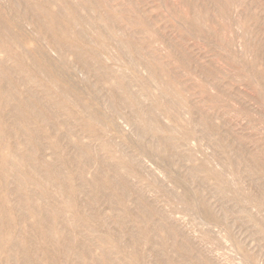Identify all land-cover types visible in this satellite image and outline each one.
<instances>
[{
    "label": "rangeland",
    "instance_id": "1",
    "mask_svg": "<svg viewBox=\"0 0 264 264\" xmlns=\"http://www.w3.org/2000/svg\"><path fill=\"white\" fill-rule=\"evenodd\" d=\"M108 1L113 4H118V7L124 9L122 11H124L123 14L126 17L135 14L145 16L143 19L147 21L148 29L144 31L143 34L145 33L146 35L134 33L132 29H128L127 25H125V21H123L121 26L126 35L132 36L136 40L146 36L147 38L148 36H153L154 38L159 36V39L157 38L156 40L157 42H154L156 48L154 54L159 58L158 60H160V63L158 64L159 66L156 65L157 67H154L155 73H153V76L149 74L150 72L143 63V60L137 65L132 64L130 60L132 56L128 54L125 55L122 50L120 51L119 49L121 48L118 47L116 41H111L105 32L102 33L106 36L105 38L98 32H91L92 29L90 30L87 24H82L81 26L87 33V41L91 38L93 39V41L90 40L93 46L100 45V43L104 42L107 43L110 48L102 51L104 53L101 64L104 67L102 66L100 70H87L75 62H72L74 64L68 63L65 66L59 51L47 46L46 40L43 41V39H40L37 31L34 30L32 25L27 23L23 25V33L26 34L25 32H27L30 36L32 35L31 37L27 35L29 39L32 40V42L30 41L32 44H41L40 46L45 47L51 61H54L57 65L59 64L58 66L61 67V65L64 64L61 67L62 71H60V74L61 79H66V82L63 80L60 81L71 90V96L65 101L66 106L84 119L87 115L80 112L82 108L75 102L78 98H82L84 101L87 100L86 102L90 104V106H95L96 110L99 112L101 110V113H104L105 124L102 126L94 125L95 130L93 134L79 127L75 129L76 133L82 139L81 141L83 144L87 142V144H90L91 148H94H92L91 152L93 160H96L97 157L102 155L103 163H99L100 165L98 167L101 166L100 168L104 171L105 175L111 172V162L106 160L107 154L99 147L98 139L108 140V138H110L108 141L114 142L110 143L111 146L114 147H112L113 150H117L115 146L118 147V150L120 148L119 146H121L122 148H120V150L124 149L128 153L130 152V155H136L137 149H139L141 153L138 152L137 155L134 156H138L137 158L140 160L138 171L141 174V178L130 177L128 180L134 188L137 190L141 189L140 191L142 192L145 203H149L159 213L161 212L165 215L166 219L163 220V222H165L166 227H172V229L176 230V235L173 239L176 241H180L181 239L182 242L187 243V245L192 248L189 251L191 260L203 261L206 264H264V204L260 206L258 203L259 201L264 202V0ZM226 3L229 11L227 14L228 16H222L219 13V7ZM0 6L12 20L14 18L16 19L15 15H13V17L11 16L13 13L10 12L8 8L7 0H0ZM197 12L202 16H200L201 19L198 27L200 30L196 32L192 30V28H188L187 23L192 14ZM225 17H228L227 19L229 21L225 19ZM15 19L13 21H17ZM202 21H204V23L207 21L208 23L206 22L204 24ZM98 29H100L99 25L97 26V30ZM97 34L99 36H97ZM154 35L158 36L156 37ZM98 40H100V43ZM158 41H160V44ZM94 42H96L97 45ZM87 43L89 44V42ZM156 43H158V46ZM107 52L109 54H107ZM1 53L0 58L7 60L10 64L13 63V59L16 58L12 57L11 60H9V57H6L7 55L5 53ZM253 59L257 61L260 60L261 63L259 61V64L255 60L253 61ZM253 63H255L256 69ZM161 65L168 68L165 70ZM63 66H65L64 69ZM66 68H69L67 72L64 71ZM158 69L163 70L160 72ZM158 73H160V75ZM103 74H109L112 77V80H110L112 84L109 81L101 82V75ZM118 74L120 76L121 74L124 75V78L121 76L117 80ZM153 77L156 78L154 79ZM253 77L257 78V80ZM150 78L152 80H150ZM157 78L159 81H156ZM170 78H172V80ZM162 80H167V82ZM177 80H181V83L179 82L178 84ZM37 81L41 83L46 81L45 83H48L42 76H39ZM37 81L32 82L27 87L20 86L21 91L33 89L41 94L43 88L37 84ZM115 82L123 86L130 85L131 91L133 93L135 92L136 95L142 99L144 106L154 102L157 104V109H159L157 112L162 113H158L159 119L157 122L160 132L170 135L177 141L178 148L172 149L169 152L172 156L169 157V155L166 154L165 156L156 155V153L154 154L147 149L148 142H150V140L154 141L155 139L150 133L145 134L143 137L138 135L136 125L139 124V119L134 117L131 108L124 106L110 108L108 106V98L111 91H114L113 88L117 89L118 95L119 93L122 96L123 94L124 96L126 95L125 91L116 88L119 84ZM163 83L171 86L175 85L173 87H175L174 90L177 92H165L166 85ZM171 83L174 84L172 85ZM51 86L52 85H49L54 96L58 95L60 97V91L54 89L56 87L52 86V88ZM165 93L168 95L164 96ZM176 93L181 94L182 98L180 97L181 95ZM145 94L147 97H143ZM146 98L149 100H146ZM171 98H175L178 102L180 101L179 103L182 106H178V109L181 111L179 110L175 113L179 116V119L173 114L175 112L174 110L164 109L165 103L176 101L175 99L171 100ZM118 108L119 110H117ZM110 109L113 110L111 111ZM51 110H47V116L54 120L56 124H59L60 120L62 121V119H65L64 116L58 114L57 109ZM113 111H116L118 114ZM171 111H173V113ZM133 118H135V121ZM136 120H138V122ZM189 128H191V130ZM185 130L191 132L189 134L190 138H182V132L184 133ZM53 131L54 130H52L50 134L48 133V135H45L47 138L43 146L48 149H43L44 151H41V155L45 152L46 155L43 154V157H47H44V159L54 161L56 166H61L68 176L74 177L72 174L74 166L69 163L68 159L73 156V154L78 157L76 154L78 152V150H76L77 144L74 141L71 142L72 139H69L71 136L64 131V128L60 129L59 132ZM216 132H218L221 137H219ZM52 134H56L62 143L61 150L58 149L57 154L49 144V138ZM62 134L64 135L62 136ZM15 140L17 139L6 138L3 142L10 144ZM215 142H218L220 145ZM140 143H142V146H140ZM74 144L76 146H74ZM217 145L219 147L221 146L223 150L217 147ZM235 146L238 150L234 149L236 148ZM144 147L146 149H144ZM144 150L148 152H144ZM119 153L120 152L117 154ZM145 153L148 155H145ZM58 154L60 160L55 158ZM139 154H143V157H141V155L139 156ZM227 160L228 162H226ZM80 161H82L81 157ZM252 161L255 162L253 163ZM247 162L250 163V168H248ZM93 165H95L93 166L95 168L91 167L89 170L91 172L97 169V162H94ZM229 165H231V167ZM195 167H201V170L194 171L193 168ZM24 168L26 170L29 169L26 166ZM245 168H247V170L250 169L251 173ZM252 174L255 175L253 176ZM207 176L209 178H207ZM256 176L263 177L259 178ZM38 178L40 177L37 176V179ZM133 178L134 180H132ZM71 182L77 185L80 184V180L77 178H72ZM178 185L182 186L179 187ZM220 185H225L224 187L227 189L226 194H220ZM50 187L49 192L52 194L48 199L50 204L52 203L54 206H60L63 197L56 193L53 186ZM32 189H34L33 185L29 190ZM84 189V191H80L81 194L79 192L76 195L78 210L81 213H85L86 211L91 212L96 214V216L99 214L98 220L101 222H103L101 217H104L103 225H96L95 233L92 235H97L101 232H109L115 245V247H112L113 249L111 248L113 255L117 258H122V260L127 259V261H131V259H128L131 256V248L127 246L128 237L123 233L124 227L116 224L114 220L112 221L113 218L111 216H123L122 218L127 228L129 229L130 227V229L137 230V232L138 230L143 231L144 228L145 230H147L146 228L149 229L152 221H147V223L138 222L134 214H123L124 210H121L124 207L123 205L108 203L106 197L100 198L94 206H91L87 202V192L89 193V188L86 187ZM184 189L189 191L191 199L207 202L214 212L223 218H220V220L216 219V221L213 218H208L205 214L197 210H186L185 207L187 208V203L182 201L180 196H178ZM135 193L136 190L132 187L128 193L127 202L130 209L134 208L136 204L132 201L136 197ZM239 193L240 196L238 195ZM176 195L178 197H176ZM245 195L249 197L247 198ZM12 201L13 199L8 202V207L13 205ZM42 203L44 204L45 202L38 199L37 204L39 207H42L40 206ZM110 205L111 207H109ZM112 206H114V208H112ZM118 214L122 215L119 216ZM160 214H155L153 217L161 219L160 216L162 215ZM81 217L85 216L82 214ZM14 222L17 223L16 220H14ZM63 223H65L64 219L60 221L59 227L63 226ZM22 225L17 224L15 226V233L18 234L21 230H28L27 225ZM20 226L21 229L19 228ZM96 230H98V232H96ZM181 234L183 235L181 236ZM142 243L145 244L140 245V250L144 253V256H142L140 264H154L157 254L155 251L160 252L159 243L156 242L155 238L151 241L143 240ZM36 244L42 246L39 240H36ZM88 244L95 245L94 240L89 241ZM6 245H8V243ZM51 252L61 264H72L68 258L65 259L66 261H63L62 259L65 257L63 258L57 252ZM162 255L164 258H174L176 261L183 263V259L181 257L179 258L170 244H168L166 251L163 252ZM3 256L4 253H1L0 257Z\"/></svg>",
    "mask_w": 264,
    "mask_h": 264
},
{
    "label": "bare ground",
    "instance_id": "2",
    "mask_svg": "<svg viewBox=\"0 0 264 264\" xmlns=\"http://www.w3.org/2000/svg\"><path fill=\"white\" fill-rule=\"evenodd\" d=\"M7 1H8V8L10 12L13 13L11 16L13 17V15H15L16 19L15 18L14 19L17 21H13L14 19L12 20L3 11V9L0 6V53L1 52H3L1 54L5 53L7 55L6 57H9V60H11L12 57H16L13 59V63L11 64L8 63L7 60L0 58V149H1L0 150V256L1 253H4V256L0 257V264H61L58 261V259L52 255L51 251H53V253L57 252L63 258L65 257L64 259H62L63 261L68 258V260H70L72 264H140L141 258L142 256H144V253L140 250V245L145 244L142 243L143 240L151 241L154 238L156 239V242L159 243V247H160L159 250L160 252L155 251L157 252V254L154 260V264H206L203 261L191 260L189 251L192 248H190V246L187 245V243L182 242L181 239L180 241H176L173 239V237L175 238L176 230L172 229V227L170 228L166 227L165 222H163V220L166 219L165 215H163L161 212L160 214L149 203H145L142 192L140 191L141 189L137 190L136 188H134V186H132V184H130L128 178L130 177L141 178L140 176L141 174L138 171V167H140V160L137 158L138 156L135 157L138 152L141 153L139 149H137L136 155L134 154L135 156L130 155L129 154L130 152L128 153L124 149H123L124 151L122 149L121 151L120 148L122 147L119 145H117L120 147L119 150L118 147L116 146L115 149L117 148V150H113L114 147L111 146L110 143H114V142L112 141L109 142L108 140L110 138H108V140L97 138L99 147L103 149V151H105L107 154L106 160L107 161L109 160V162H111V164L109 163L111 165L110 167L111 172L110 174L105 175L104 171L101 170L100 168L101 166L98 167L101 163H103V159L101 157L102 155L101 156L98 155L101 158L97 157L96 160H93V157L91 155L93 147L91 148L90 144H87V142L85 143L86 145L83 144V142L81 141L82 139L78 136L75 130L76 128L78 129L79 127L82 128L84 131L93 134L95 130L94 125L102 126L105 124L104 122L105 116L103 115L104 113L103 112L101 113V110L100 112L96 110L95 106L94 107L90 106V104L86 102L87 100L84 101L82 98H78V100L76 101L74 100V101L77 102V105L80 108H82L80 112L81 113L83 112L84 114L87 115V117H84L83 119V117L81 118L80 116H78V114H75V112L72 111L65 104L66 99H68L69 96H71V90L66 85L64 86V84L60 81L63 80L61 79V74H60V71H62L61 70L62 65L65 64L66 66L68 63L75 62L79 64V66L87 70H93V71L100 70L103 66L101 64V61L104 52L102 51L109 48L107 43L104 42L100 43V40H98L100 43V45L98 44L99 46L97 45L98 41L97 43L94 42L96 43L97 46H93L92 45L93 43L91 44L93 39L91 38L89 39V41H87L88 39L87 33L81 27L82 24L85 25L87 24V26H89V29L90 30L92 29L91 32L93 33L94 31L98 32L99 34L105 32L107 37L110 38L111 41L114 40L117 42L118 47L121 48V49L118 48L120 51L122 50V52L125 55L128 54L132 56L130 59L132 64L137 65L139 62H142L143 60L144 61L143 63L146 65V67L150 72L148 73L153 76V73H155L154 67L160 63V60H158L159 58H157L154 54V50L156 49L154 46V42H157L156 40L159 36L154 35L156 37L158 36L157 38H154L153 36L151 37L148 36L147 38L146 36L144 38H140L139 40H136L132 36L126 35L124 29L121 26V23L125 21V25H127L128 29H132L134 33L143 34V32L148 29V23L146 20L143 19V17L145 16L144 15L139 16L135 14L126 17L123 14L124 11H122L124 9L118 7V4L110 3L108 0H7ZM219 8H220L219 13L222 16H226L228 14L229 11H228L227 3L223 6H220ZM200 16L202 15H200V13L198 12L195 14L193 13L191 18L188 20L187 27L192 28V30L196 32L199 31L200 29L198 27L201 19ZM227 18L228 17H225V19ZM24 23L32 25L34 30L37 31L40 39H43V41L46 40L47 46L54 48L61 53V56L63 58L61 59L64 62V64L62 65L60 63L61 67L58 66L59 64L57 65L55 64L54 61H53L54 63L51 61L45 47L40 46L41 44L34 45L31 43L32 40L29 39L30 34H27V32H25L26 34L23 33ZM202 23H204V21H202ZM98 25L100 29L97 30ZM143 35L146 34L144 33ZM97 36L99 35L97 34ZM102 37L105 38L106 36L103 35ZM87 42H89V44ZM158 42L160 44V41ZM156 44L158 46V43ZM108 52L107 54L111 53ZM254 60L255 59H253V61ZM255 61L259 63L260 60L259 61L255 60ZM255 63H253V65H255ZM65 66H63V69L65 68ZM161 66L164 67V65ZM167 68H165V70ZM67 69L69 68H66V70L64 71L67 72L68 71ZM255 69H256V65H255ZM162 70L160 69L159 71L161 72ZM167 71L170 72L169 70ZM158 74L160 75V73ZM39 76L44 77L49 84L45 83L46 81L45 82L43 81L42 83L40 81H37V78ZM121 76H123L124 78V75L121 74ZM121 76L118 74L116 79L118 80ZM253 78L257 80V78L255 77ZM170 79L172 80V78ZM65 80L63 81L66 82ZM110 80H112V77L109 74L101 75V82L109 81L112 84V81ZM150 80L152 79L150 78ZM34 81H37V84L43 88L41 94L40 92L38 93L33 89H26L25 91H21L20 86L27 87ZM156 81H159L158 78L156 79ZM162 81L167 82V80H162ZM180 81H178V84ZM115 83L119 84L118 82ZM163 84L166 85V83ZM49 85L56 87L54 89H58V91H60V94L59 93L58 94L61 96L60 97L58 95L54 96ZM129 86L128 85L123 86L120 84L116 86V88L125 91L126 94L125 96L124 94L122 96L120 93L118 95L117 89L113 88L114 91H111V94L109 95L108 98V106L110 108H116L117 106H122V107L124 106L131 108L133 110L134 117H136V119L137 118L139 119V124L136 125V128L138 130V135L143 137L145 134L150 133V135L155 139L154 141L150 140V142H148L149 144L147 149H149L150 152H153L154 154L156 153V155L158 154L160 156L161 155L165 156L166 154L169 155V157L172 156L171 154H169V152L172 149L178 148L177 141L173 139L170 135L166 133L162 134L160 132V129L157 126V122L159 119V114L162 113L157 112V110H159L157 109V104L154 102V103H150L149 105L146 104L147 106H144V104L142 103V99H140V97L136 95L135 92L133 93ZM173 86L169 84L166 85L165 92L167 93L170 92L173 93V91L175 92L176 90H174L175 87ZM146 94L143 95V97H147ZM176 94L181 95L179 93ZM166 95L168 94L165 93L164 96ZM180 97L182 98V95ZM172 99L174 100L175 98H171V100ZM146 100L149 99L146 98ZM179 102L177 100L175 102L169 101L168 103H165L164 109L174 110L175 111L174 113L173 111L171 112L175 114L180 110L178 109L179 108L178 106H181ZM51 109H57L58 114L64 116L65 119L64 120L62 119V121L60 120L59 124H56L54 120H52L47 116V110L50 111ZM117 110H119V108ZM178 117L179 116H177V118ZM134 119L135 118H133V120ZM136 121L138 122V120ZM62 128H64V131L66 133L70 134L69 136H71V138L69 137V139H72L71 142L74 141L77 144L76 150H78V152L76 154L78 155V157L73 154V156H71L68 159L69 163L74 166L72 172L74 177L70 175L68 176V174H66V172L61 166H56L54 161H50V160L48 161V159H44L45 156L43 157V154L46 155L45 152H43V154L41 155V151L43 149H48L43 146L44 145L43 143L47 138V136L45 135L46 134L48 135V133L50 134L52 130H54L53 132L55 131L59 132V130ZM189 129L191 130V128ZM190 133H191L190 131L185 130L184 133L182 132L184 136V137L182 136V138L184 139L190 138L189 137ZM216 133L219 137H221L220 134H218V132ZM63 135L64 134H62V136ZM86 136L89 137L88 135ZM6 138L17 139V140L13 141V143L6 144L5 142H3L5 141ZM49 144L50 147H52L56 151V154L58 152V149L61 150L62 143L60 138H58L56 134L50 135ZM140 144H141L140 146H142V143ZM216 144H218V142ZM218 145L217 147H219ZM228 145L230 146V143ZM74 146L76 145L74 144ZM145 147L144 149H146ZM219 148H221V146ZM234 149L236 150L237 147ZM221 150L223 149L221 148ZM146 151L144 150V152ZM118 152L120 153L117 154ZM146 154L147 153H145V155ZM140 155L141 157H143L142 156L143 154H139V156ZM238 156L236 157L239 158ZM80 157L82 161H80ZM55 158L60 160L59 154ZM94 162H97V166H96L97 169L91 172L89 170L91 169V167L95 166L93 165ZM226 162H228V160ZM235 162H239V161H235ZM247 164L249 166L248 168H250L251 167V165H249L250 163L247 162ZM25 166L28 167L29 169L26 170L24 168ZM229 166L231 167V165ZM200 168L201 167H195L193 168V170L199 171L201 170ZM245 169L247 170V168ZM255 170L257 171L256 168ZM247 171L250 172L251 170L248 169ZM252 175L254 176L255 174ZM37 176H39L40 178L37 179ZM263 176L260 177L256 176V177L261 178ZM72 178H77L78 180H80V184L77 185L72 183L71 182ZM207 178L209 177L207 176ZM132 180H134V178ZM32 185L34 186V189L29 190L30 187L32 188ZM50 186H53L56 193L61 197H63L60 206H54L52 203H51L52 205L50 204L48 200L52 195L49 192V189L51 188ZM131 186L133 187V189L136 190L135 193L136 197L135 199L132 200L133 203H136L134 207L136 209L132 208L133 210L130 209L129 206L127 205L128 195H129L128 193L132 189ZM224 186L221 185L219 186L220 194H226L227 189ZM86 187L89 188V193L87 192V196H88L87 202L89 203V205L94 206V204L98 202L100 198L106 197L108 203H111L113 205L116 204L123 205L124 207L122 209L120 208L121 210H124L123 214L125 213L134 214V217L137 219L138 222L147 223V221H152V224L150 225L149 229L146 228L147 230H145L144 228L143 231L138 230L137 232V230H132L130 229V227L129 229L127 228V226L125 225V221L122 218L123 216H120L122 214L120 215L118 214L120 217L110 215L113 218L112 221L114 220L116 224L124 227L123 233L128 237V241H129L128 242L126 240L127 246L131 248V256L128 258L131 259V261H127V259L122 260V258L120 259V257L117 258L113 255L112 247H115V245L111 239L112 237L110 236L109 232H101L100 234L92 235L93 233H95V227L101 224L103 225L104 217L102 216L103 217L102 218L100 215L101 219L103 220V222H101L98 220L99 214L98 216H96V214H93L91 212L86 211L85 213H81L78 210L76 195L80 191L82 190L84 191L85 190L84 188ZM238 195L240 196V193ZM178 196H180V199L182 201H185L187 203L188 209L185 206L184 207L188 211L197 210L205 214L210 219L213 218L215 220L216 219L220 220V218H223L221 216H218L207 202L195 201L191 199L189 196V191L187 189L186 190L184 189L183 192L178 194ZM178 196L176 195V197ZM245 197L247 196L245 195ZM12 199H13L12 201L13 205H11V207H8L7 204ZM38 199L45 202L44 204L42 203L40 205L42 207L38 206L37 204ZM258 203L260 206L264 204L263 201H259ZM109 207H111V205ZM112 208H114V206H112ZM82 214L85 217H81ZM155 214L162 215L160 216L161 219L154 218L153 216ZM62 219L65 220V223H63V226L59 227V223ZM14 220H16L17 223L14 222ZM17 224L27 225L28 230L26 231L21 230L18 232V234L15 233V226ZM19 228L21 229V226ZM96 232H98V230H96ZM183 234H181V236ZM36 240H39V242L42 243V246L36 244ZM91 240H94L95 245L88 244L89 241ZM7 243L8 245H6ZM168 244L172 246L173 250L177 253L179 258L181 257L183 259L182 261L183 263L176 261V259L174 258H164L162 254L163 252L166 251Z\"/></svg>",
    "mask_w": 264,
    "mask_h": 264
}]
</instances>
